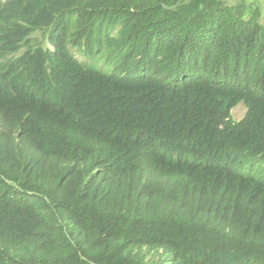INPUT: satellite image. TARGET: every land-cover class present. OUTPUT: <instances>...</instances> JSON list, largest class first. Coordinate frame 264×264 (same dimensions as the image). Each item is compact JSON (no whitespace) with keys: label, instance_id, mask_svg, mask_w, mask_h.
Returning <instances> with one entry per match:
<instances>
[{"label":"trees","instance_id":"trees-1","mask_svg":"<svg viewBox=\"0 0 264 264\" xmlns=\"http://www.w3.org/2000/svg\"><path fill=\"white\" fill-rule=\"evenodd\" d=\"M0 264H264V0H0Z\"/></svg>","mask_w":264,"mask_h":264},{"label":"rangeland","instance_id":"rangeland-1","mask_svg":"<svg viewBox=\"0 0 264 264\" xmlns=\"http://www.w3.org/2000/svg\"><path fill=\"white\" fill-rule=\"evenodd\" d=\"M246 114V108L243 106V104L239 105L238 107H236L233 112H232V115H233V118L236 120V121H240ZM260 164V163H259ZM258 164V166H259ZM259 168V167H258Z\"/></svg>","mask_w":264,"mask_h":264},{"label":"clouds","instance_id":"clouds-1","mask_svg":"<svg viewBox=\"0 0 264 264\" xmlns=\"http://www.w3.org/2000/svg\"><path fill=\"white\" fill-rule=\"evenodd\" d=\"M262 166H263V163L259 164V166H258V165L253 166V167H252V169L254 170L253 173H255V172L257 171L258 167H259V169H260Z\"/></svg>","mask_w":264,"mask_h":264}]
</instances>
